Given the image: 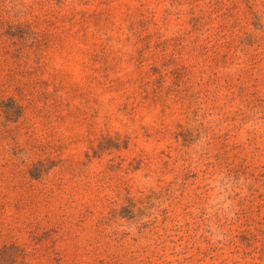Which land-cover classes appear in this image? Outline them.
I'll list each match as a JSON object with an SVG mask.
<instances>
[{
	"label": "rangeland",
	"instance_id": "1",
	"mask_svg": "<svg viewBox=\"0 0 264 264\" xmlns=\"http://www.w3.org/2000/svg\"><path fill=\"white\" fill-rule=\"evenodd\" d=\"M0 264H264V0H0Z\"/></svg>",
	"mask_w": 264,
	"mask_h": 264
}]
</instances>
